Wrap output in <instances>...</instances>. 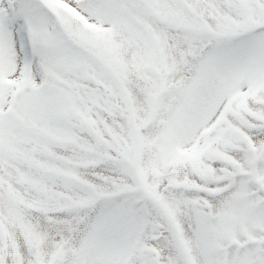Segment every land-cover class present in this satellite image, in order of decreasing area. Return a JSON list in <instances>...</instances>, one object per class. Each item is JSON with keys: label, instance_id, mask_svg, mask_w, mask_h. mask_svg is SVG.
Here are the masks:
<instances>
[{"label": "snow or ice", "instance_id": "snow-or-ice-1", "mask_svg": "<svg viewBox=\"0 0 264 264\" xmlns=\"http://www.w3.org/2000/svg\"><path fill=\"white\" fill-rule=\"evenodd\" d=\"M0 264H264V0H0Z\"/></svg>", "mask_w": 264, "mask_h": 264}]
</instances>
